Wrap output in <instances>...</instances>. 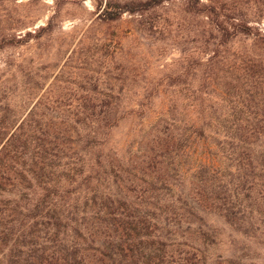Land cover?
<instances>
[{"label": "trees", "instance_id": "obj_1", "mask_svg": "<svg viewBox=\"0 0 264 264\" xmlns=\"http://www.w3.org/2000/svg\"><path fill=\"white\" fill-rule=\"evenodd\" d=\"M165 1L110 3L106 14L115 21ZM235 82L230 94L246 112L186 121L166 113L157 119L142 171L148 189L167 204L159 216L138 209V187L127 186L110 161L106 131L118 101H38L23 116L1 104L0 264H168L159 220L170 214L180 225L199 210L218 214L264 247L263 61L237 55ZM213 124L220 128L212 130ZM198 145L206 150L197 161L191 151ZM181 151L193 164L189 194L173 183L186 178ZM201 236L213 248V236ZM206 258L203 264H223L220 257Z\"/></svg>", "mask_w": 264, "mask_h": 264}, {"label": "rangeland", "instance_id": "obj_2", "mask_svg": "<svg viewBox=\"0 0 264 264\" xmlns=\"http://www.w3.org/2000/svg\"><path fill=\"white\" fill-rule=\"evenodd\" d=\"M145 1L0 0V106L10 103L23 116L38 101H118L114 125L106 131L110 161L127 186L138 187V209L159 216L167 204L148 189L142 171L157 119L166 113L186 121L246 112L235 105L230 88L236 85L237 55L264 63V0H168L108 19L110 3ZM205 150L198 145L192 159L204 157ZM192 165L181 151L186 178L173 183L184 194L191 189ZM197 212L195 218L183 216L180 225L170 214L159 220L168 264H203L204 255L223 264H264L262 245L236 233L218 214ZM201 233L213 236V248L203 244Z\"/></svg>", "mask_w": 264, "mask_h": 264}]
</instances>
